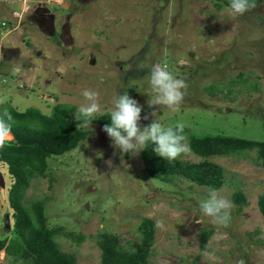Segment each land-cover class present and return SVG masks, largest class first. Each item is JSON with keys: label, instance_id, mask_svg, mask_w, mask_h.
<instances>
[{"label": "rangeland", "instance_id": "obj_1", "mask_svg": "<svg viewBox=\"0 0 264 264\" xmlns=\"http://www.w3.org/2000/svg\"><path fill=\"white\" fill-rule=\"evenodd\" d=\"M26 1L20 17L22 2L0 0V96H7L0 107L50 115L54 106L65 105L75 116L85 89L97 91L101 105L99 123L84 128L88 139L50 159L48 179L34 178L23 198L25 203L47 198L46 225L59 230V249L77 264H99L100 235H115L132 251L147 219L155 234L148 264H264V217L257 204L264 170L256 151L209 158L223 173L215 190L234 205L228 227H218L199 208L209 187L184 177L171 183L150 179L142 151L121 155L100 123L112 99L127 92L141 106V128L155 119L182 122L188 146L190 136L263 142L264 2L232 19L223 0H65L61 7ZM157 64H167L186 81L176 113L148 104L147 81ZM177 160L201 161L191 151ZM0 175L3 240L11 235V222L5 227L11 181L2 165ZM236 192L245 198L240 212L232 200ZM157 220L167 230L157 228ZM208 231L203 245L200 235ZM0 263L12 261L1 252Z\"/></svg>", "mask_w": 264, "mask_h": 264}, {"label": "trees", "instance_id": "obj_2", "mask_svg": "<svg viewBox=\"0 0 264 264\" xmlns=\"http://www.w3.org/2000/svg\"><path fill=\"white\" fill-rule=\"evenodd\" d=\"M262 2L264 0H255L256 6ZM223 3L226 6L228 0H223ZM4 109L13 118L12 140L0 148V165L7 168L11 181L6 192L11 211V235L0 240V253L4 252L12 264H77L73 255L59 249L56 242L59 230L49 229L46 225L44 207L47 198L31 203H25L23 198L34 178L48 179V161L76 149L88 139V133L73 115L74 109L65 105L54 106L50 115H44L34 108L20 112L9 105L1 106L0 112ZM103 120L100 121L102 127L111 124L109 113ZM91 123H99V120L95 118ZM188 139L190 151L201 160L198 164H186L177 159L169 162L157 156L149 145L141 152L146 175L162 183H171L176 177H184L199 186L219 189L223 184V173L218 166L208 162L209 158L234 156L245 150L256 151L259 165L264 170V141L222 136H190ZM232 200L238 206L236 211L240 212L245 204L244 195L236 192ZM257 204L264 217V192ZM138 231L141 241L132 251L123 249L117 236L100 235L99 264H148L155 239L154 222L143 220ZM211 234V231L202 232L200 243L204 245ZM81 240L83 237L78 239Z\"/></svg>", "mask_w": 264, "mask_h": 264}, {"label": "clouds", "instance_id": "obj_3", "mask_svg": "<svg viewBox=\"0 0 264 264\" xmlns=\"http://www.w3.org/2000/svg\"><path fill=\"white\" fill-rule=\"evenodd\" d=\"M255 7V0H228L224 12L235 19ZM2 59L3 53L0 52V60ZM3 82L7 83L6 80ZM147 83L152 97L148 100L149 106L163 107L169 113H176L180 110L187 84L184 79L178 78L173 71H170L167 64L154 65ZM81 95L83 102L78 107L75 118L81 121V127L90 129V124L96 118V114L101 112L99 93L85 89ZM6 102L7 96H0V105ZM141 111V106L135 99L130 98L127 92L123 95H116L111 101L109 107L111 124L104 125L102 130L111 139L112 147L118 149L121 155L125 153L137 155L151 145L157 156L171 162L190 152L186 143L187 138L183 134L185 125L182 122L166 125L155 119L141 128L139 126ZM144 119L148 117L145 116ZM12 127L13 118L8 110L4 109L0 112V148H4L11 137ZM106 164L111 166V160L106 161ZM233 207L234 205L220 196L215 189H210L206 198L199 201L203 216L218 227H228ZM156 226L162 231L167 230L163 220H157ZM238 264H244V261L240 260Z\"/></svg>", "mask_w": 264, "mask_h": 264}, {"label": "built area", "instance_id": "obj_4", "mask_svg": "<svg viewBox=\"0 0 264 264\" xmlns=\"http://www.w3.org/2000/svg\"><path fill=\"white\" fill-rule=\"evenodd\" d=\"M65 0H45V3L46 4H49V5H53V6H56V7H61L62 3L64 2ZM1 26H5L4 24H2Z\"/></svg>", "mask_w": 264, "mask_h": 264}, {"label": "crops", "instance_id": "obj_5", "mask_svg": "<svg viewBox=\"0 0 264 264\" xmlns=\"http://www.w3.org/2000/svg\"><path fill=\"white\" fill-rule=\"evenodd\" d=\"M19 2H22V6L20 5L19 6V8L21 7V9H20V12H21V16L20 17H22L24 14H25V12H24V9L26 8V5L28 6V3H27V1L26 0H18ZM29 4H32V2H29Z\"/></svg>", "mask_w": 264, "mask_h": 264}, {"label": "water", "instance_id": "obj_6", "mask_svg": "<svg viewBox=\"0 0 264 264\" xmlns=\"http://www.w3.org/2000/svg\"><path fill=\"white\" fill-rule=\"evenodd\" d=\"M0 187L4 188V182H3L2 178H1V175H0ZM5 227L7 229L9 228V217H8V215H6V217H5Z\"/></svg>", "mask_w": 264, "mask_h": 264}, {"label": "flooded vegetation", "instance_id": "obj_7", "mask_svg": "<svg viewBox=\"0 0 264 264\" xmlns=\"http://www.w3.org/2000/svg\"><path fill=\"white\" fill-rule=\"evenodd\" d=\"M67 1V0H66Z\"/></svg>", "mask_w": 264, "mask_h": 264}]
</instances>
